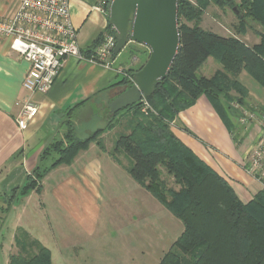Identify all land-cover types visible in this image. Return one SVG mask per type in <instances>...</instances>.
<instances>
[{"label": "crops", "instance_id": "crops-1", "mask_svg": "<svg viewBox=\"0 0 264 264\" xmlns=\"http://www.w3.org/2000/svg\"><path fill=\"white\" fill-rule=\"evenodd\" d=\"M99 2L71 1V20L78 31L79 46L84 52L91 48L102 33H106L109 26L108 15L99 7ZM12 8L13 0H0V18L13 11ZM214 33L229 37L226 33ZM230 37L248 42L246 37L241 38L237 34ZM259 43L247 44L255 46ZM123 51L128 52L131 61L119 66L117 56L110 66L68 58L47 94H29L22 86L30 64L11 50L10 40L0 42L2 249L8 239L4 233L8 218L7 233L12 242L17 229L24 230L48 248L50 254L56 249L63 264H83L79 256L87 247L92 251L96 249L91 252L97 256L95 264L104 263L105 255L100 251L104 238L108 237L106 232L110 229L112 218L117 213H120L119 218L123 222L120 233L134 232V238L139 239L141 258L136 264H159L182 235L183 223L132 178L129 172L132 161L123 153L122 166L114 156L117 139L133 132L132 109L123 115V123L118 122L117 117L113 118V131H119L114 134L113 142L108 140L111 131L104 133L101 141L91 142L70 165H60L44 176L40 192L33 190L27 197L17 201L13 199L15 203L12 209L5 216L2 213L7 194L11 192L10 196L14 198V190L25 185L27 177L40 167L43 150L64 128L62 124L67 118V111L73 109L70 112L72 117L80 115L89 121L96 115L97 106L112 102L118 96L123 88L120 84L124 79L121 72L136 68L141 63L139 57L130 56L131 51ZM223 70L220 62L210 57L198 72H203V77L208 79ZM237 80L247 91L246 102L249 106L264 112V88L246 71ZM27 98L37 104L39 110L21 128L18 125ZM230 106L233 107V103ZM74 124L78 135L79 125L77 122ZM92 130V126L87 124V131ZM171 130L181 143L230 185L244 204L251 202L263 190L261 183L245 169L247 155L259 135L256 125L241 126L231 114L229 122H226L210 99L203 95L194 105L180 112ZM148 234L155 240L151 247L143 251L140 239L148 238ZM12 249L11 244L9 251ZM12 254L9 252L7 264Z\"/></svg>", "mask_w": 264, "mask_h": 264}, {"label": "trees", "instance_id": "trees-1", "mask_svg": "<svg viewBox=\"0 0 264 264\" xmlns=\"http://www.w3.org/2000/svg\"><path fill=\"white\" fill-rule=\"evenodd\" d=\"M246 2V12L238 14V21L244 28L242 33L246 28L255 29L253 24L261 28L260 43L255 46L236 37H223L181 23V19L191 21L197 7L183 0L179 2L181 47L169 77L160 82L154 95L148 98L155 113L144 115L140 103L129 108L134 110L133 132L120 136L114 147L115 154L124 153L132 161L129 171L132 178L183 223L182 235L159 264H264V190L244 204L222 177L171 132V125L180 112L203 95L226 122H229V114L238 120L231 103L255 111L246 102L247 91L237 77L246 71L264 88V0ZM104 11L109 15L108 7ZM247 18L252 21L248 22ZM111 29L109 24L107 31ZM102 40L103 33L85 52L87 57ZM210 57L217 59L224 70L216 72L212 78L200 77L198 71ZM141 68L142 65L128 70L120 84H130L132 74ZM234 91L238 96L231 95ZM72 110L67 111L62 124L65 128L62 138L47 145L40 167L27 177L22 188L14 190L13 196L19 191L20 198L27 197L33 190L40 192L44 176L60 165H70L81 150H86L99 135L113 127L111 121L107 128L86 138L79 137L70 115ZM45 161L51 163L42 171ZM162 167L180 187L169 191V199L161 182ZM21 234L29 238L26 231L21 230ZM31 243L34 254L10 255L9 264H52L51 251L36 240Z\"/></svg>", "mask_w": 264, "mask_h": 264}, {"label": "built area", "instance_id": "built-area-1", "mask_svg": "<svg viewBox=\"0 0 264 264\" xmlns=\"http://www.w3.org/2000/svg\"><path fill=\"white\" fill-rule=\"evenodd\" d=\"M71 1L13 0V11L0 18V42L10 40L11 50L30 64L22 86L29 94H47L68 58L103 66H110L113 62L118 41L115 29L112 27L109 32L106 31L101 43L87 57L79 46L78 31L71 20ZM183 1L194 4L197 1L212 0ZM110 3L111 0H100L99 7L109 8ZM140 104L144 115L155 113L148 99L144 98ZM233 107L241 126L256 125L259 128L258 138L247 155L245 169L261 183L264 190V112L248 110L236 103ZM38 110L37 104L25 99L18 126L24 128Z\"/></svg>", "mask_w": 264, "mask_h": 264}, {"label": "rangeland", "instance_id": "rangeland-1", "mask_svg": "<svg viewBox=\"0 0 264 264\" xmlns=\"http://www.w3.org/2000/svg\"><path fill=\"white\" fill-rule=\"evenodd\" d=\"M247 1H252V0H247ZM203 2V3H201ZM201 3V4H200ZM193 7L196 8V16L192 18L191 21H187L185 19H181V23L186 24L191 26L192 28L195 26H198L199 28H202L206 31H218L220 33H226L229 37L235 34H237V31H240L242 33L243 27L240 26L239 21H238V14H245L246 12V6H248V3L246 0H212V1H197L194 4H190ZM248 22L252 21L251 18H247ZM261 31V28L259 26H255V29H250L246 28L245 32L237 35L242 37H246L248 39V42L250 45H253L256 41H260L258 32ZM249 34V36H246ZM128 51H131L132 57H135L137 59L140 58L141 63L136 66V68H130L128 70H136L138 69L142 63H146L148 60V55H149V50L141 45H138L136 43H129L127 47L125 48ZM139 57V58H138ZM128 52L126 53L125 51H122L118 56H117V65H123V63H130V58ZM113 60V59H112ZM130 60V61H129ZM126 70L123 71V76L126 74ZM122 74V73H121ZM198 75L201 77L203 76V72H198ZM236 94L234 91L231 95ZM111 102V101H110ZM102 104L100 106L96 107V115L88 120L82 119L80 115H76L75 118L72 117L73 124L75 122L78 123L79 128H78V136L82 138H86V135H92L96 131L105 129L108 127V125L113 121V118L115 117L112 115L109 111L108 105L109 103ZM129 111L128 109L120 111L117 113V121H123V115ZM134 111V110H133ZM134 114V112H133ZM123 123V122H122ZM87 124L89 126H92L93 130L92 131H87ZM114 125V124H113ZM123 125V124H122ZM114 126L112 129H107L104 133H109L111 131L112 134H109V139L110 143L113 142L115 139V135L117 132H119L117 129L113 131ZM96 129V130H95ZM65 132V128L61 131V129L58 131L56 134L54 140L56 139H61ZM90 132V133H89ZM93 132V133H92ZM102 133L99 135L98 139L101 141L103 138L102 136L104 135ZM107 140V141H108ZM106 143V142H105ZM116 144V143H115ZM109 146V145H108ZM111 147V144H110ZM115 154V153H114ZM117 157V161H120V163L123 166V153H118L114 155ZM51 163L50 161H45L42 164V171H44V168H47L50 166ZM167 170L162 167L161 168V182L164 183V193L166 194V197L169 199V191L171 189L179 190V186L177 184H174V179L173 176H170ZM121 183V182H120ZM123 183V182H122ZM22 188V187H21ZM147 190V189H146ZM148 191V190H147ZM149 192V191H148ZM9 194L5 197L4 201V213L3 215H7V212L12 209L13 203L17 201L18 199L20 200V191L17 193V195L13 198H11ZM9 195V196H8ZM15 199V201H13ZM161 203V202H160ZM162 204V203H161ZM163 205V204H162ZM164 206V205H163ZM165 207V206H164ZM120 213H117V215L112 218V223L110 224V229L108 230L107 233V238H104L105 240L103 241L104 245L101 249L100 252H103L105 257V261L102 264H136L140 260V255H139V250L140 247L138 246L139 239H135L134 236L136 235L134 232H125L124 235L120 233L119 228H123V222L120 221L121 218ZM8 220L5 226V236H8V239L5 241V248L2 249L0 246V264H7L8 263V255L9 252H13L12 255L17 254V253H22V255L29 256L32 253L34 254V247L32 248V240L33 239L29 234V238L23 236L21 234V229H17L15 233V239L14 242L9 238L10 235H8ZM110 219H107L109 221ZM39 226H33V228H38ZM149 235V234H148ZM18 239V241H17ZM141 240L143 251H146L147 248L151 247L152 242L155 240L154 237H151V234L148 236V238H144ZM146 240H149L146 241ZM8 242H11L13 249L9 251L10 245ZM100 249V248H97ZM96 249L92 251V249L88 248L85 249L84 252L80 253L79 258L81 259L80 262L83 264H95L97 263V256L94 253ZM21 251V252H20ZM52 254H54L52 256ZM52 264H63L62 263V258L58 254L57 250H54V253H52ZM102 262V261H101Z\"/></svg>", "mask_w": 264, "mask_h": 264}, {"label": "water", "instance_id": "water-1", "mask_svg": "<svg viewBox=\"0 0 264 264\" xmlns=\"http://www.w3.org/2000/svg\"><path fill=\"white\" fill-rule=\"evenodd\" d=\"M180 0H111L109 24L118 34L114 55L129 43L149 50L147 62L123 84L118 96L109 104L115 115L139 104L155 93L156 86L166 80L181 47L179 28ZM255 27L256 25H251Z\"/></svg>", "mask_w": 264, "mask_h": 264}]
</instances>
